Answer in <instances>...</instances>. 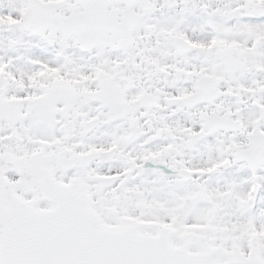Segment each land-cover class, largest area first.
<instances>
[{
    "label": "snow or ice",
    "instance_id": "snow-or-ice-1",
    "mask_svg": "<svg viewBox=\"0 0 264 264\" xmlns=\"http://www.w3.org/2000/svg\"><path fill=\"white\" fill-rule=\"evenodd\" d=\"M0 264H264V0H0Z\"/></svg>",
    "mask_w": 264,
    "mask_h": 264
}]
</instances>
